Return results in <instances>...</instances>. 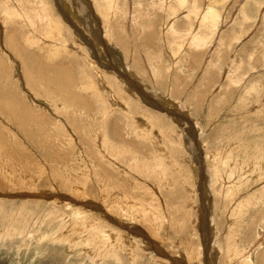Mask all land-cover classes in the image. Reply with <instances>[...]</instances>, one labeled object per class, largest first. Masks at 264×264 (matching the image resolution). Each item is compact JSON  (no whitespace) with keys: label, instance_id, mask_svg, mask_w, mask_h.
I'll return each mask as SVG.
<instances>
[{"label":"rangeland","instance_id":"obj_1","mask_svg":"<svg viewBox=\"0 0 264 264\" xmlns=\"http://www.w3.org/2000/svg\"><path fill=\"white\" fill-rule=\"evenodd\" d=\"M263 218L264 0H0V264H264Z\"/></svg>","mask_w":264,"mask_h":264},{"label":"bare ground","instance_id":"obj_2","mask_svg":"<svg viewBox=\"0 0 264 264\" xmlns=\"http://www.w3.org/2000/svg\"><path fill=\"white\" fill-rule=\"evenodd\" d=\"M210 20L211 22H215V17H214V15H213V12L212 11H208L207 13H206V16H205V18L203 19V20ZM32 40V39H31ZM30 40V41H31ZM34 40V39H33ZM200 41H201V39H200ZM35 42V41H34ZM202 42V41H201ZM31 43H33V42H31ZM34 44V43H33ZM235 63V62H234ZM238 63V62H237ZM107 133V132H106ZM105 138V137H104ZM224 153V152H223ZM233 156V155H232ZM236 158V157H235ZM222 175V174H221ZM230 190V189H229ZM228 190V191H229ZM234 190V189H233ZM230 192V191H229ZM230 194V193H229ZM232 196V195H231ZM245 204V203H244ZM260 205H262V200H261V203H260ZM263 220H264V218H263ZM91 234H93V232L91 233ZM97 235V234H96ZM96 237V236H95ZM100 237V236H99ZM92 241V240H91ZM91 243V242H90ZM249 264H251V262H249Z\"/></svg>","mask_w":264,"mask_h":264}]
</instances>
